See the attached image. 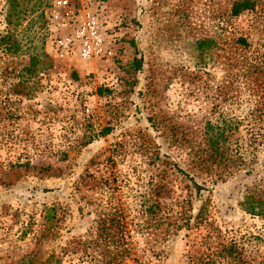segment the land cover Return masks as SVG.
<instances>
[{"label": "rangeland", "instance_id": "rangeland-1", "mask_svg": "<svg viewBox=\"0 0 264 264\" xmlns=\"http://www.w3.org/2000/svg\"><path fill=\"white\" fill-rule=\"evenodd\" d=\"M57 1L0 0V264H264V0Z\"/></svg>", "mask_w": 264, "mask_h": 264}, {"label": "built area", "instance_id": "built-area-1", "mask_svg": "<svg viewBox=\"0 0 264 264\" xmlns=\"http://www.w3.org/2000/svg\"><path fill=\"white\" fill-rule=\"evenodd\" d=\"M57 4L67 6L63 0H58ZM105 23L102 13L97 10L76 19L65 33L51 40L53 56L58 60L78 59L82 62L103 60L108 52Z\"/></svg>", "mask_w": 264, "mask_h": 264}, {"label": "trees", "instance_id": "trees-1", "mask_svg": "<svg viewBox=\"0 0 264 264\" xmlns=\"http://www.w3.org/2000/svg\"><path fill=\"white\" fill-rule=\"evenodd\" d=\"M106 1V0H103ZM253 5L251 0H239L235 2L232 7V15H239L244 11L252 9ZM264 136V134H262ZM245 212L254 216L263 215L264 204L256 198L254 195H250L246 198L244 204H242Z\"/></svg>", "mask_w": 264, "mask_h": 264}]
</instances>
